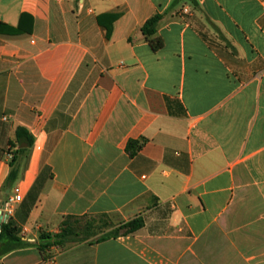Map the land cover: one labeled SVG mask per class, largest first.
<instances>
[{"label":"crops","instance_id":"0c3cea01","mask_svg":"<svg viewBox=\"0 0 264 264\" xmlns=\"http://www.w3.org/2000/svg\"><path fill=\"white\" fill-rule=\"evenodd\" d=\"M0 23V210L21 195L24 242L0 264H264V0H0ZM104 215L145 225L39 250Z\"/></svg>","mask_w":264,"mask_h":264},{"label":"trees","instance_id":"16d2710c","mask_svg":"<svg viewBox=\"0 0 264 264\" xmlns=\"http://www.w3.org/2000/svg\"><path fill=\"white\" fill-rule=\"evenodd\" d=\"M161 19L162 16L160 14H156L153 17H151L149 20H147V22L142 27L143 35L149 41L153 50L155 51L161 49L164 45L163 40L160 37L156 36L157 26L161 21ZM0 25H5V24L0 23ZM8 30L9 32L19 31V29H13V28H9ZM110 30L111 28L109 26L108 31L110 32ZM17 142L26 143L27 148H31L34 145L35 140L27 129L23 127H19L17 129ZM144 143H145L144 139L131 140L128 143L127 150L131 153V155H134L143 147ZM27 148H21L19 151L15 153L16 155L14 154L13 159L10 162L12 169L7 179L6 189L8 187H11L14 184V182L17 180L18 168L16 166V163H17L18 153L26 151ZM5 197L8 198V195H5ZM73 217L76 216H68L67 218H65V220H63L60 226L61 230L60 232H58L60 234L52 235L46 232H42L40 234L39 250L42 253H45L47 250H50L52 247H56L59 249H64L67 247V241H66L67 237L74 234L72 230V226L69 224L68 219ZM144 225H145V220L142 216H138L128 221L120 222L117 225V230L119 232L116 233V235L113 237H117L119 235L136 234L144 227ZM21 231L22 228L12 218H9L7 221H3L0 223V257L24 244L20 236ZM55 238L57 239L55 240ZM109 238H111V236H104L102 238H99L97 241H104Z\"/></svg>","mask_w":264,"mask_h":264},{"label":"rangeland","instance_id":"374dc122","mask_svg":"<svg viewBox=\"0 0 264 264\" xmlns=\"http://www.w3.org/2000/svg\"><path fill=\"white\" fill-rule=\"evenodd\" d=\"M68 222L72 226L74 234L67 237V246L81 241H97L104 236L113 237L119 232L117 219L108 216L73 217L68 219Z\"/></svg>","mask_w":264,"mask_h":264},{"label":"built area","instance_id":"2783aa9c","mask_svg":"<svg viewBox=\"0 0 264 264\" xmlns=\"http://www.w3.org/2000/svg\"><path fill=\"white\" fill-rule=\"evenodd\" d=\"M187 12V10H185ZM22 200L21 195H16L12 198H9L4 205L2 206L0 212L2 215V220L7 221L9 219V217L12 215L13 211H14V204L20 202Z\"/></svg>","mask_w":264,"mask_h":264},{"label":"water","instance_id":"95a60500","mask_svg":"<svg viewBox=\"0 0 264 264\" xmlns=\"http://www.w3.org/2000/svg\"><path fill=\"white\" fill-rule=\"evenodd\" d=\"M9 193H10V189L7 190V194H9ZM3 205H4V204H3ZM1 222H3V220H2V215H1V212H0V223H1Z\"/></svg>","mask_w":264,"mask_h":264}]
</instances>
